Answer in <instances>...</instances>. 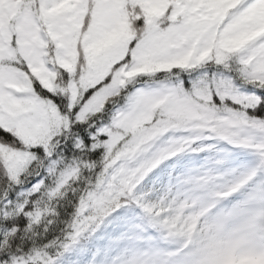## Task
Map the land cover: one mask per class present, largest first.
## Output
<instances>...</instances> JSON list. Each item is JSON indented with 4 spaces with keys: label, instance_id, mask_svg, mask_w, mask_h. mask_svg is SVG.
<instances>
[{
    "label": "snow or ice",
    "instance_id": "snow-or-ice-1",
    "mask_svg": "<svg viewBox=\"0 0 264 264\" xmlns=\"http://www.w3.org/2000/svg\"><path fill=\"white\" fill-rule=\"evenodd\" d=\"M0 264H264V0H0Z\"/></svg>",
    "mask_w": 264,
    "mask_h": 264
}]
</instances>
